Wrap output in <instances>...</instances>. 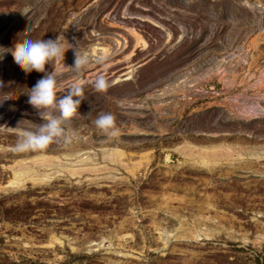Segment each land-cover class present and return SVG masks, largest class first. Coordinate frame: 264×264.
<instances>
[{"label":"rangeland","instance_id":"1","mask_svg":"<svg viewBox=\"0 0 264 264\" xmlns=\"http://www.w3.org/2000/svg\"><path fill=\"white\" fill-rule=\"evenodd\" d=\"M96 44L109 55H90ZM219 61L235 99L218 105L220 84H209L184 122L145 134L152 110L132 107ZM185 142L240 155L208 171L173 150ZM103 148L125 156L105 161ZM255 149L264 153V0H0V264H264ZM76 153L90 158L74 167L86 172L8 188L16 162L51 155L71 169ZM38 164L27 163L54 172Z\"/></svg>","mask_w":264,"mask_h":264},{"label":"bare ground","instance_id":"2","mask_svg":"<svg viewBox=\"0 0 264 264\" xmlns=\"http://www.w3.org/2000/svg\"><path fill=\"white\" fill-rule=\"evenodd\" d=\"M129 33L133 38L135 39V47L141 46L143 48L147 47V42L144 40V38L134 29H128ZM127 43L126 39H123L122 42L119 40L115 39V44L117 45H124L125 47ZM115 49L117 52L121 51L119 47L115 46ZM119 49V50H118ZM91 54L90 55H95V56H100V58L109 55V48L107 47H101V44H96L95 46H91ZM134 51L131 52L130 55L126 57V59H129L131 56H133ZM59 53V51H58ZM60 56H58L59 58ZM81 59H77L75 61H79ZM75 63V62H74ZM60 70V69H57ZM134 69H131L126 75H130L133 73ZM130 80V78L125 79ZM81 81H78V84H80ZM182 83V82H181ZM185 83V82H184ZM82 84V83H81ZM190 84V83H189ZM228 149L230 152H228ZM177 153H179L183 159L186 161H190L192 165L197 166L199 168L208 170V171H213L219 166L220 162L223 160H226L233 155H240V152H235V148L233 147H226L225 144H212L209 146H198L194 145L190 142H185L184 144L177 146L173 149ZM256 150V149H255ZM101 153L104 156V160H110L111 162H114V156H118L120 158L125 156V152L119 148H103L100 150ZM263 152V151H262ZM82 153H76L74 155H67L70 156L71 159L74 157L76 158L75 161H73V164H69L72 168H66L65 166H61L59 159L56 156H51V155H37L31 159L27 160H21L16 162V167L19 166V168L16 169V167H12L13 170V179L9 182L8 188L12 189H17L23 187V184L27 181L32 182L33 184H41L45 183L48 180L54 178L57 175H60L62 172L69 173L71 176L75 175H80V172H86V165L88 163V159H90L88 156L86 158H82L81 160H78ZM247 155L250 159L256 160V161H264V153H261L259 151H253V152H247ZM82 161L83 164H86L82 168H77L75 169L74 167H79V163ZM40 162V166L44 167H50L54 172L52 173H39L38 171L34 170L31 166H28V164ZM59 163V164H58ZM75 163L77 165H75ZM90 164V163H88ZM141 162L137 161L132 164L131 170L128 172H135L134 170L140 167ZM95 165V164H93ZM120 166H124L126 168V164L120 163ZM99 170H102L100 167L98 168H89L90 172H99ZM129 170V169H128ZM168 236L169 237H174V235L171 234H163V239L165 243L168 241ZM205 236H208L205 234ZM197 239L198 236L195 235L193 236ZM162 239V238H161ZM200 240V239H199ZM163 241V240H162ZM61 243V242H60Z\"/></svg>","mask_w":264,"mask_h":264},{"label":"built area","instance_id":"3","mask_svg":"<svg viewBox=\"0 0 264 264\" xmlns=\"http://www.w3.org/2000/svg\"><path fill=\"white\" fill-rule=\"evenodd\" d=\"M116 36L120 35L116 34ZM100 38L103 39V37ZM106 39L110 41L109 37H106ZM126 47L127 45H125L123 51ZM213 67H205L202 69L200 66L195 70L192 69V72L189 69L178 72L161 89L150 94V97L147 99V109H140L138 106L132 107V110L137 111L136 114L140 113L138 111L147 112L152 110L153 119L151 118L152 120L150 121L147 120V126L145 125L143 129L146 131L145 134L154 135L160 132L161 134L167 135L168 128L178 125L181 121L184 122L183 115H185V112L192 105L208 97L209 91L205 87L209 84H215V82L216 84H220L219 89L214 90L216 85L210 88L212 91L211 97L221 98L218 105L224 102L229 103L235 99L236 97H232V94H230V91H232V86L228 82L232 78L230 69L225 68L222 65V61H219L215 68ZM205 72L207 73L206 77L204 76ZM190 79L193 81L192 85L187 84ZM181 81H186V83L181 84ZM175 87L176 90H174ZM253 112H257L261 116V112L263 111L260 108L256 111H247L246 109L240 108L238 114L241 117H247ZM140 117L145 118L143 114Z\"/></svg>","mask_w":264,"mask_h":264}]
</instances>
